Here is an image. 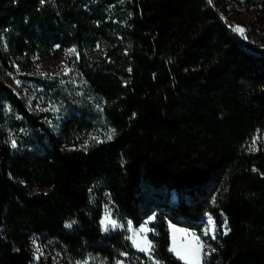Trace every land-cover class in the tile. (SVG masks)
I'll list each match as a JSON object with an SVG mask.
<instances>
[{
  "label": "trees",
  "instance_id": "obj_1",
  "mask_svg": "<svg viewBox=\"0 0 264 264\" xmlns=\"http://www.w3.org/2000/svg\"><path fill=\"white\" fill-rule=\"evenodd\" d=\"M227 3L0 0V264H32L34 235L80 255L146 259L126 232L103 233L95 184L135 227L155 214L163 264H186L169 224L202 232L207 213L218 236L202 264H264V149L247 147L264 130V31L232 30L236 11L264 18V0ZM57 45L79 53L73 82L34 72ZM15 72L61 103L57 125L3 79Z\"/></svg>",
  "mask_w": 264,
  "mask_h": 264
},
{
  "label": "rangeland",
  "instance_id": "obj_2",
  "mask_svg": "<svg viewBox=\"0 0 264 264\" xmlns=\"http://www.w3.org/2000/svg\"><path fill=\"white\" fill-rule=\"evenodd\" d=\"M232 0H218V2L225 4ZM228 4V3H227ZM226 4V5H227ZM234 25H240L245 29L255 28L264 31V18L260 19L256 15V10L251 8L247 11H236L233 17ZM75 49V52H69L68 50ZM79 53L76 47L61 48L55 46L52 54L48 57H35V74L38 77L59 82V84H65V82H73L75 75L73 72V65L78 58ZM21 72L4 74L3 79L20 95L22 96L29 107L37 112H45L50 116L51 121L54 125H57L61 121V103L56 101L41 87H37L31 81H26L21 78ZM52 109H57L53 111ZM111 132H85L79 136L74 142L68 147L70 148H87L89 145L97 143L98 141H106L108 134ZM114 134L112 135L113 138ZM95 138V139H93ZM248 149L258 150L259 148L264 149V130L258 131L248 144ZM93 198L102 202L103 214L101 218V228L103 233H109L112 231H124L127 234L131 244L138 251L143 253L147 258L142 259L138 256H131L127 253H122L115 261L94 254L80 255L68 250L65 246L58 243L56 240L44 238L41 235H34L31 239V253H32V264H163L158 261L154 256V243L150 240V234L154 231L151 224L155 221V214L150 215L144 222L138 227H135L130 219L124 218L120 213L116 203L113 201L111 194L108 190L103 188L102 185H93L91 188ZM107 217V220H106ZM209 217L214 221L213 216L207 213L204 217L205 225L202 232H198L194 229H189L184 226L176 225L174 223L169 224L171 234V248L170 251L182 262L186 264L179 252V246L181 243H189L190 247H196L198 244L202 245L200 251V259L198 264L203 263L205 255L212 253L211 241L216 240L218 236V228L215 224V239L212 238L213 233L209 231ZM152 218V219H149ZM109 220H114L117 223V227L113 228L109 225L108 230H104V225ZM103 222V223H102ZM129 222H131V228H129ZM144 225L150 231L143 232L139 231L141 226ZM174 226V227H173ZM228 231L227 223L222 225V231ZM183 230V231H180ZM206 232L208 234H206ZM147 238L151 242L150 251H141L140 248L144 247V238ZM195 237H199L196 240ZM137 241L139 247L133 243ZM172 249H175L173 251ZM179 253V254H178ZM197 261L195 260V263Z\"/></svg>",
  "mask_w": 264,
  "mask_h": 264
},
{
  "label": "snow or ice",
  "instance_id": "obj_3",
  "mask_svg": "<svg viewBox=\"0 0 264 264\" xmlns=\"http://www.w3.org/2000/svg\"><path fill=\"white\" fill-rule=\"evenodd\" d=\"M234 32L238 33L241 37H243L244 39H247L245 33L247 32V29H245L244 27L240 26V25H236L233 27L232 29ZM69 52H75V49H70L68 50ZM53 111H57V109H52ZM115 130H111V132L108 134L107 136V139H112V135L114 134ZM95 139V138H93ZM98 142H102V141H98ZM13 147H15V142H13ZM149 219H152V218H149ZM106 220H107V217H106ZM103 223V222H102ZM227 221L225 220V225H226ZM109 225H111V227L115 228L117 227V223L116 221L114 220H109L107 223H105L104 225V230L107 231L108 230V227ZM209 225L211 226L209 231H211L213 233V236L212 238L215 239V224H214V221H212L211 217H209ZM129 228H131V222H129ZM67 227H71V224H68ZM174 227V226H173ZM139 231H143V232H147V231H150V229H147L144 225L141 226V228L139 229ZM180 231H183V230H180ZM206 234H208L206 232ZM225 234H227V229L225 231ZM196 240H199V237H195ZM134 244H136L138 247H139V244L137 243V241H133ZM144 247H141L140 250L141 251H150L152 245H151V242L147 240V238L145 237L144 238ZM201 248H202V245L198 244L196 246V249L194 251V256H195V260L197 261V264H198V261L200 259V251H201ZM173 251H175V249H172ZM179 254V253H178ZM181 258H184V257H181ZM119 264H122V262H119ZM158 264V262H157Z\"/></svg>",
  "mask_w": 264,
  "mask_h": 264
},
{
  "label": "bare ground",
  "instance_id": "obj_4",
  "mask_svg": "<svg viewBox=\"0 0 264 264\" xmlns=\"http://www.w3.org/2000/svg\"><path fill=\"white\" fill-rule=\"evenodd\" d=\"M195 249L196 247H190L189 243H181L179 246V252L181 253L182 257H184V261L190 264L195 263Z\"/></svg>",
  "mask_w": 264,
  "mask_h": 264
}]
</instances>
